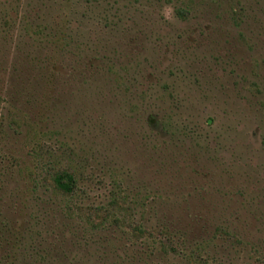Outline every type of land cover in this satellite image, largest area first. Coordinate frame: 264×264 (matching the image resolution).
<instances>
[{
    "label": "rangeland",
    "instance_id": "rangeland-1",
    "mask_svg": "<svg viewBox=\"0 0 264 264\" xmlns=\"http://www.w3.org/2000/svg\"><path fill=\"white\" fill-rule=\"evenodd\" d=\"M1 223L12 264H264V0H0Z\"/></svg>",
    "mask_w": 264,
    "mask_h": 264
},
{
    "label": "trees",
    "instance_id": "trees-1",
    "mask_svg": "<svg viewBox=\"0 0 264 264\" xmlns=\"http://www.w3.org/2000/svg\"><path fill=\"white\" fill-rule=\"evenodd\" d=\"M23 81H24V79H21L17 83V79H16V83L14 82V84L10 86L12 88V91H14V89H16L15 88L16 85L18 87H20L19 84H21ZM14 85H15V87H14ZM22 89L23 88H19L18 90L21 91ZM52 180H53L54 188L59 192H63L64 194H72L76 188V183H77L76 176L74 173L70 172L69 170L63 169V170H59V171L55 172ZM2 224L3 223L0 224V241H1L0 242V248L5 249L4 251L6 252V254L0 255V264H12V262H11L12 260H14L16 258L18 260V256H15V254L13 253V250L17 244H21V243H22L21 244L22 248L26 247V249L28 251V253H26V255H28L29 257H34V256L41 254V251H42L41 243L36 239V237L33 234L28 236V237L22 236L21 232H18V231L12 232L10 230V228H8L7 226H3ZM167 228H168V224L164 223L159 228V230L162 231L163 235L167 236L168 235V232L166 231ZM140 229L146 233V231L143 228L140 227ZM172 233H174V235H177V239H182V235H183L182 231L176 230L175 232L172 231ZM45 258H46V256H41L42 261ZM13 264H14V262H13Z\"/></svg>",
    "mask_w": 264,
    "mask_h": 264
},
{
    "label": "flooded vegetation",
    "instance_id": "flooded-vegetation-1",
    "mask_svg": "<svg viewBox=\"0 0 264 264\" xmlns=\"http://www.w3.org/2000/svg\"><path fill=\"white\" fill-rule=\"evenodd\" d=\"M57 37H58L57 40L59 41V48L62 50V47L64 48V47H66L68 45V41H69L68 40V36L66 34L61 33ZM76 56L78 58H81V55L76 54ZM151 119L153 120V123H155L156 125H160L161 121L159 120V118L157 116H152Z\"/></svg>",
    "mask_w": 264,
    "mask_h": 264
}]
</instances>
